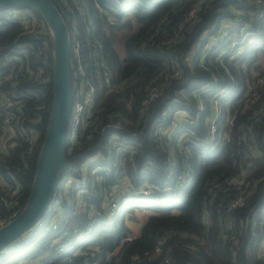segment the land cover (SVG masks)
Instances as JSON below:
<instances>
[{
    "label": "trees",
    "instance_id": "1",
    "mask_svg": "<svg viewBox=\"0 0 264 264\" xmlns=\"http://www.w3.org/2000/svg\"><path fill=\"white\" fill-rule=\"evenodd\" d=\"M81 1L87 8V15L83 16L77 12L70 19L64 15L59 1L54 0L70 29L74 93L82 77L77 74L73 56V49L78 40L82 46V59L86 64V76L83 78L92 80L96 89L92 116L96 121L97 133L92 134L90 130L82 127L79 143L83 148L73 151L69 143L66 148L69 170L60 181L51 202V210L42 219L46 225H35L31 230L38 237L50 218L59 211L63 213L62 225L39 240L32 252L25 253V248L16 252L1 251L0 264H21L28 258L37 257L48 250L54 253L58 244L52 247L53 242L64 230L69 233L85 230V213L76 208L75 203L69 202L68 196L63 194L65 181L69 178L80 180V186L76 185L74 189L83 191L88 190L91 184L97 192L108 190L123 174H127L137 187L148 182L160 192L176 190L183 168V154L177 148L179 135H207L204 125L206 118H209L211 98L215 90L224 84L233 88L223 100L221 114L224 115L219 124H222L228 114L235 115L233 141L210 153H202L190 146L194 166L193 179L184 184L176 197L141 206L151 208L155 214L148 218L135 240L126 246L119 264H129L135 254H138L145 264L157 263L161 257H150L154 254L157 240L173 229L189 231L208 239V245L200 247L195 253L189 250L187 241H179V245L171 254L175 264H228L231 244L221 232L224 228L223 223L219 221L221 211L235 220L236 227L241 226L242 220L248 224L241 241V251L246 264H264V258H258L259 248L264 242V96L253 107L244 108L246 102H241L249 83L255 81L254 71L264 73L259 65L260 59L264 61V19L258 23L252 21L255 25L250 28L255 35L251 37L252 41L243 44L244 50L239 59L233 58L231 52L225 57V66L216 64L213 67L214 73H207L196 65L199 53L195 55L197 59L191 67L186 63L187 57L201 38L211 37L212 33H216L220 22L235 20L240 15L242 23H249L248 14L254 7L248 0H208L207 6L198 11L194 22L187 21L188 14L199 0H120L124 2L123 5L112 0ZM98 5L105 7L104 11H101ZM234 5L238 6L237 12L232 9ZM14 8L30 9L44 19L37 10L24 6L0 9V16L5 10ZM18 30L17 26L11 25L0 34V56L15 46L14 40ZM239 31L237 29L233 33H240ZM119 47L120 50L122 48L121 52ZM97 52L99 53L96 54ZM102 58L110 64L112 85L105 82L102 72L93 68ZM174 60L180 64L181 76L169 78L164 83V79L160 77L161 72L171 71ZM155 77L159 95L144 103L147 97L144 88ZM215 80L217 85H210L206 92L194 95L196 89L214 84ZM191 81L197 83L190 86ZM3 87L9 93H21L25 106L32 115L42 114V121L39 123L43 132L41 143L36 153L29 158V167L18 175L25 184V194L21 201L23 211L33 188L41 148L49 126L52 101L49 97L44 109L37 111L35 107L42 103V100L37 96V88L27 79L18 80L16 86L10 83ZM201 101L204 103L202 119L194 125L182 126L177 135H174V148L178 158L173 160L170 148L164 141L175 134V131H172L175 114L180 110L187 117L194 115L200 110ZM173 102L175 106L169 110ZM165 112L169 115L166 116ZM185 118L178 120L183 122ZM109 125L110 127H107ZM242 125L245 128H241ZM167 129L170 131H166ZM243 137L247 140L243 141ZM246 142H251L254 146V151L250 152L252 168L249 181L255 188L245 206L229 209L227 203H230L236 192H224L221 182L226 177L239 173V153L247 149ZM119 146L125 150L118 151ZM22 150L23 146H17L11 148L9 155L0 157V171L3 174L8 165L22 163ZM95 157L99 160H94ZM120 162H124L126 173L122 170L116 174L114 171ZM73 163L86 166L88 175L85 177L72 172ZM98 166L104 169L96 172ZM81 198H85L89 206L99 207L101 201L99 195H91L89 192H83ZM206 198L211 199L209 208L214 217L213 223L208 227L200 220L202 201ZM222 202L226 205L219 208ZM131 206L132 204L130 208ZM7 211L0 202V217ZM128 231L129 228L120 217L114 223H100L94 233L82 239L81 244L101 246L104 252L113 251ZM115 261L113 259L107 264H115ZM82 262V257H71L70 253L65 252L56 258L49 257L44 264Z\"/></svg>",
    "mask_w": 264,
    "mask_h": 264
},
{
    "label": "built area",
    "instance_id": "2",
    "mask_svg": "<svg viewBox=\"0 0 264 264\" xmlns=\"http://www.w3.org/2000/svg\"><path fill=\"white\" fill-rule=\"evenodd\" d=\"M58 1L64 15L68 18L70 17V19L72 15L77 12L83 16L87 15V8L81 0ZM112 1L120 5L124 4V2L120 0ZM248 1L254 7L248 14L249 23H242V17L240 15H238L235 20L228 19L220 22L216 33H212L211 37L206 36L208 39H206V37L201 38L193 47L191 52L192 55L190 54L186 59V63L189 67H191L197 59L195 56L197 53H199V58L196 65L207 73H214L213 67L216 64L225 66V57L231 52H233V58L239 59L241 57L242 51L244 50L243 44L246 41H252L251 37L255 35L253 29L250 28L255 25L252 21L258 23L264 19V0ZM207 2L208 0H199V3L189 11L187 21L194 22L198 11L201 10L203 6H207ZM98 7L101 11L105 9V7L100 5H98ZM232 9L234 12H237L238 6L234 5ZM74 22L76 24V21ZM112 23H115V21H112ZM11 25L17 26L19 30L15 36V46L11 51L0 56V157L9 155L11 148L17 146H23V150L21 152V164L8 165L4 174L0 171V202H2L8 210L4 216L0 217V228L19 216L22 212L21 201H23L25 194V184L19 179L18 175L29 167V158L38 150L43 136V132L39 126V123L42 121V114L37 113V115H32L25 106L22 94L9 93L3 86L10 83L16 86L18 80L27 79L31 85L37 88V96L41 98L42 103H39L35 108L37 111H42L47 103V99L52 95L54 80L52 31L46 21L30 9L14 8L5 10L0 16V34L7 26L9 27ZM244 27L247 28L244 29ZM237 29L240 30V33L234 34L233 32ZM73 52L76 71H78L77 74H81L82 77L79 80L77 91L74 93L69 122L70 136L67 146L70 143V149L78 150L83 148L82 144L79 143L82 127L90 130L92 134L97 133L96 121L92 116L96 89L92 80L83 78L86 76V64H84V60L82 59V46L79 40L76 41ZM98 53L99 52L96 54ZM259 61V65H261L264 70V61H262V59ZM173 64L174 66L172 65L171 71L163 70L161 72L160 77L164 79V83L169 78H179L181 76L182 70L179 67V62L174 60ZM90 67L92 66L90 65ZM93 68H97V70L102 72L105 82L112 85L111 67L104 58H102L100 62L95 63ZM227 73L230 74L229 69H227ZM254 75L255 81L249 83L247 91L241 98V102L244 100L246 102L244 108L253 107V105L264 96V73L254 71ZM155 78L144 88V91L147 93L144 103H148L159 95V87L156 86L157 78ZM194 83H197V81L189 82L190 86ZM210 85H217V81L215 80L214 84L199 87L195 90L194 95L198 96L206 92L210 89ZM232 88L233 86L224 84L218 87L213 93L211 98V109L208 111L209 118H206L204 125L207 129L206 136L189 133H181L179 135L177 148L183 154V158H181L183 168L180 178L177 181L176 190L170 191L168 189L167 191L160 192L148 182L137 187L131 182L127 174H123L108 190L97 192L95 186L91 184L88 190L83 191L74 189L76 185L80 186V180L74 177L69 178L65 181L63 194L68 196L69 202L75 203L76 208L82 209L85 213V230L72 233L64 230L62 232L63 234L57 237L53 242L52 247L58 244L57 250L54 253L48 250L37 257L28 258L27 261L21 264H44L45 260L49 257L54 256L56 258L65 252L70 253L71 257H82V264H107L113 259L116 260L115 264H119L121 254L124 253L126 246L135 240L144 225L136 224L135 227H130L127 224L129 221L128 219L132 221L136 220V217L128 218L127 214L130 216L132 212L137 213L138 211L147 213L150 209L147 207L141 208V206L153 202H162L169 197H176L184 184L193 179L194 166L192 163L190 146L197 148L202 153H210L214 152L220 146L227 145L233 141L232 136L233 128H235V115L228 114L222 121V124H219L220 118L224 115L221 114L223 100H225L227 93L230 92ZM174 106V102L171 103L169 110H172ZM203 112L204 103L202 101L200 102V110L194 115L187 117L180 110L176 112L175 119L172 121V131L174 130L175 134L170 135V138L164 141L165 145L170 148V155L173 157V160L178 158L173 141V139H175L174 135H177V131L182 126L198 123V121L202 119ZM257 114H259V112ZM165 115L168 116L169 113L165 112ZM184 117H186L185 121L179 122L178 119H183ZM107 127H110V125ZM241 128H245V126L242 125ZM169 129L166 131H170ZM246 140L247 139L243 137V141ZM246 143L247 149L239 153V173L226 177L221 182V188L224 192H236L231 198L230 203H227L229 209L245 206L255 188V185L252 186L249 181L252 168L250 152L254 151V146L251 142ZM117 149L118 151L125 150L122 146H119ZM94 160L98 161L99 158L95 157ZM103 169L104 167L98 166L96 172L102 171ZM67 170H69L68 167ZM71 170L85 177L88 175L86 166H80L78 163H73ZM122 170L124 171L123 173H126L124 162L117 164L114 172L119 174ZM83 192H89L91 195L95 196L99 195L101 199L99 207L96 205L89 206L87 200L81 198ZM210 201V198H206L202 201L203 205L200 220L205 227L210 226L214 220L212 211L209 208ZM141 203L144 205H141ZM131 204L132 206L130 208ZM225 205L226 203L222 202L219 204V208H224ZM50 210L51 208H49L48 211ZM61 212L62 211L57 212L53 218H50L46 228L38 237L35 232L30 229L3 249V252H16L23 248L26 249L25 253L32 252L39 240L43 239L48 232L58 230L62 225L63 213ZM120 217L124 220L129 231L120 239L119 244L113 251L104 252L101 246L81 244L83 243L82 239L94 233L100 223H114ZM219 221L222 222L224 226L221 231L222 235H224L231 244L229 249L230 261L228 264H240L241 241L248 224L242 220L241 226L236 227L235 220L224 211H221V218ZM45 225L46 223L43 222L42 219L36 224L37 227ZM179 241H187L186 245L192 253H195L200 247H206L208 245V239L206 237L185 230L173 229L165 232L157 240L153 250L154 254L150 256L151 259L161 257V260L155 264H175L171 258V254L175 247L179 245ZM258 258H264V242L261 243L259 248ZM129 264H145V262L138 254H135L132 255Z\"/></svg>",
    "mask_w": 264,
    "mask_h": 264
},
{
    "label": "water",
    "instance_id": "3",
    "mask_svg": "<svg viewBox=\"0 0 264 264\" xmlns=\"http://www.w3.org/2000/svg\"><path fill=\"white\" fill-rule=\"evenodd\" d=\"M29 7L37 10L52 31L53 91L47 133L41 148L33 188L19 216L0 228V252L32 229L48 212L67 172L66 148L74 99L70 29L54 0H0V9ZM241 264H246L241 251Z\"/></svg>",
    "mask_w": 264,
    "mask_h": 264
},
{
    "label": "crops",
    "instance_id": "4",
    "mask_svg": "<svg viewBox=\"0 0 264 264\" xmlns=\"http://www.w3.org/2000/svg\"><path fill=\"white\" fill-rule=\"evenodd\" d=\"M153 214H155L154 213V211L150 208V210L147 212V213H145V215L144 216H142V217H139V220H137L138 222H136L137 224H139V225H141V224H145L146 223V221L148 220V218L151 216V215H153ZM137 219H138V217H137ZM134 220H132L131 222L132 223H135V222H133ZM127 224L129 225V221L127 222ZM130 227H135L136 226V224L135 225H129Z\"/></svg>",
    "mask_w": 264,
    "mask_h": 264
},
{
    "label": "rangeland",
    "instance_id": "5",
    "mask_svg": "<svg viewBox=\"0 0 264 264\" xmlns=\"http://www.w3.org/2000/svg\"><path fill=\"white\" fill-rule=\"evenodd\" d=\"M121 50H122V48H121ZM121 50H120V47H119V51H120V52H121ZM121 55H123V51H122ZM263 63H264V62H263ZM143 212H144V211H143ZM143 212H141V211H140V212L138 211L137 213H135V212H132V213H131V212H130V213L132 214V215H130V216H129V214H127L128 218H132V217H134V216L136 217V220L133 221V222H135V223H132V222H131V219H128V220H129V225H131V224H132V225L137 224L136 222H138L137 220H139V217H142V216L145 215V213H143ZM137 217H138V219H137Z\"/></svg>",
    "mask_w": 264,
    "mask_h": 264
}]
</instances>
